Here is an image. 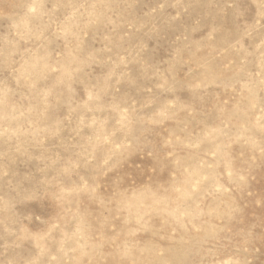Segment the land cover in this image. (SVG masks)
<instances>
[{
	"label": "rangeland",
	"instance_id": "rangeland-1",
	"mask_svg": "<svg viewBox=\"0 0 264 264\" xmlns=\"http://www.w3.org/2000/svg\"><path fill=\"white\" fill-rule=\"evenodd\" d=\"M0 264H264V0H0Z\"/></svg>",
	"mask_w": 264,
	"mask_h": 264
}]
</instances>
